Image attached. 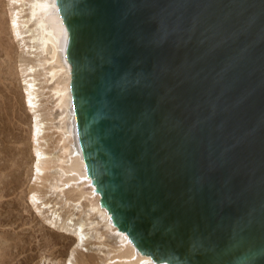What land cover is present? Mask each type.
I'll use <instances>...</instances> for the list:
<instances>
[{"label":"water","instance_id":"obj_1","mask_svg":"<svg viewBox=\"0 0 264 264\" xmlns=\"http://www.w3.org/2000/svg\"><path fill=\"white\" fill-rule=\"evenodd\" d=\"M79 144L156 262L264 264V0H57Z\"/></svg>","mask_w":264,"mask_h":264},{"label":"rangeland","instance_id":"obj_2","mask_svg":"<svg viewBox=\"0 0 264 264\" xmlns=\"http://www.w3.org/2000/svg\"><path fill=\"white\" fill-rule=\"evenodd\" d=\"M20 45L10 28L8 0H0V254H10L4 255L8 259L6 264H65L71 253L77 259L74 264H84L83 259L90 256H93L90 264H108L123 249L117 235L106 228L97 213L90 211L87 198L76 206L68 203L72 196L76 198L83 192L81 186H72L64 193L50 189L58 174L54 160L60 155L57 132L60 124L51 91L54 84L47 81L46 65L37 67L41 87L38 113L45 124L43 145L49 166L42 179L35 181L33 113L24 107L19 63L25 59L43 64L47 56L39 51L26 54ZM32 191L42 193L46 203L56 205L54 208L63 222L85 224L83 248H76L74 240L64 236L59 228L49 226L50 213L31 206Z\"/></svg>","mask_w":264,"mask_h":264},{"label":"bare ground","instance_id":"obj_3","mask_svg":"<svg viewBox=\"0 0 264 264\" xmlns=\"http://www.w3.org/2000/svg\"><path fill=\"white\" fill-rule=\"evenodd\" d=\"M8 4L10 28L15 39L20 42L23 52L27 54L39 51L47 56L43 64H33L25 59L19 63L23 94L25 95L24 107L33 113L31 136L34 142L35 173L33 175L35 181L42 179L46 168L49 166L46 162L49 156L43 145L45 142L43 136L45 124L38 113L41 87L38 82L37 67L46 65L48 66V70L45 72L47 81L54 84L51 91L56 101L54 107L59 112L56 118L60 124L57 128L60 155L54 160L55 166L58 165V174L54 175V183L50 185V189L64 193L72 186H81L80 190L83 189V192H80L81 194L76 198L72 196L68 203L76 206L82 198H87L90 211L97 213L106 228L117 235L118 242L123 249L111 257L108 264H169L156 262L151 256L140 252L129 240L127 234L112 224L111 215L101 206V196L96 192V187L88 174L78 140L72 92V68L68 60L69 34L57 0H8ZM25 11H27L26 14L22 16L21 13ZM40 194L42 193L35 191L30 193L31 206L36 209H45L48 214L50 213V219L47 218L49 226L54 229L59 228L64 236L74 240L76 248H83L86 236L84 233L85 224L75 225L74 223L63 222L60 213L54 208L56 205L46 203ZM43 217L40 213V218ZM2 254L1 252V257ZM5 254L7 257L9 253ZM5 254H3L2 259L0 257V264H6L8 259L4 258ZM74 257V254L71 253L65 264H74L73 262L77 260ZM92 258L93 256L87 259L81 258L84 260L81 261L84 264H90Z\"/></svg>","mask_w":264,"mask_h":264}]
</instances>
